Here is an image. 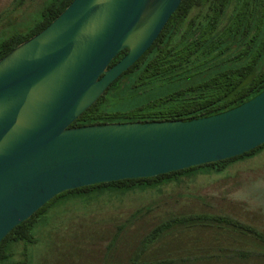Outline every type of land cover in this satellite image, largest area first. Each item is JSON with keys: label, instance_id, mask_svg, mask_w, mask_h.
I'll use <instances>...</instances> for the list:
<instances>
[{"label": "water", "instance_id": "water-1", "mask_svg": "<svg viewBox=\"0 0 264 264\" xmlns=\"http://www.w3.org/2000/svg\"><path fill=\"white\" fill-rule=\"evenodd\" d=\"M181 2L72 0L0 59V243L64 191L155 177L264 144V90L187 121L71 126L151 47Z\"/></svg>", "mask_w": 264, "mask_h": 264}, {"label": "trees", "instance_id": "trees-1", "mask_svg": "<svg viewBox=\"0 0 264 264\" xmlns=\"http://www.w3.org/2000/svg\"><path fill=\"white\" fill-rule=\"evenodd\" d=\"M71 2L52 0L27 36L10 37L0 43V59L48 26ZM127 52L121 51L109 67ZM263 90L264 0H182L151 47L71 126L187 121L232 109ZM263 147L264 144L240 156L155 177L64 191L8 233L0 243V264H16L9 262L14 244L37 242L32 230L39 225L40 215L58 197L96 195L98 199H107L104 205L111 200L114 205L137 196L146 205L135 208L128 219L130 224L143 219L160 204L174 201L170 194L163 196L165 187L179 186L188 174L203 176L206 168L213 173L222 172L229 163L252 157ZM226 193L224 190L220 196L223 200ZM193 199L208 204L204 197ZM158 217L159 222L141 236L129 253L127 264H264V230L228 215L209 212L186 213L169 208ZM126 224L118 225V232L108 245L112 264L123 262L120 259L116 263L113 259ZM225 233L230 241L222 243L220 237ZM202 236H207L208 241ZM117 251L127 253L120 247Z\"/></svg>", "mask_w": 264, "mask_h": 264}, {"label": "rangeland", "instance_id": "rangeland-1", "mask_svg": "<svg viewBox=\"0 0 264 264\" xmlns=\"http://www.w3.org/2000/svg\"><path fill=\"white\" fill-rule=\"evenodd\" d=\"M51 1L0 0V43L10 37L27 36ZM203 172L206 173L203 176H195L194 173L186 175L179 186L165 187L163 196L170 194L174 196V201L168 205L160 204L149 215L130 224L128 219L135 208L146 205L144 202L142 205L137 196L114 205H111L112 200L104 205L107 199H98L96 195L76 199L69 195L58 197L40 215L39 225L32 230L37 242L14 244L9 262L112 264V250L108 245L118 232V225L128 223L116 243L113 259L116 263L123 259L121 264H127L129 253L138 245L141 236L150 231L159 222L160 213L169 208L176 212L228 215L264 230V147L252 157L229 163L222 172L213 173L207 168ZM224 190H227V195L223 200L220 196ZM187 194L191 197L186 198ZM197 196L204 197L208 204L193 199ZM205 241H208L207 236ZM220 241L227 243L230 239L225 233ZM119 247L127 253L119 254ZM69 250L72 252L68 253Z\"/></svg>", "mask_w": 264, "mask_h": 264}]
</instances>
